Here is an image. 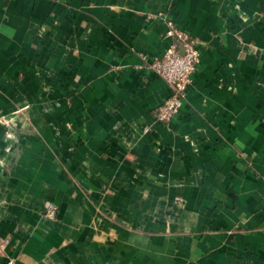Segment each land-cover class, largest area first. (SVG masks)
<instances>
[{
    "label": "crops",
    "instance_id": "1",
    "mask_svg": "<svg viewBox=\"0 0 264 264\" xmlns=\"http://www.w3.org/2000/svg\"><path fill=\"white\" fill-rule=\"evenodd\" d=\"M169 22L201 62L167 124ZM11 261L264 264V0H0Z\"/></svg>",
    "mask_w": 264,
    "mask_h": 264
},
{
    "label": "built area",
    "instance_id": "2",
    "mask_svg": "<svg viewBox=\"0 0 264 264\" xmlns=\"http://www.w3.org/2000/svg\"><path fill=\"white\" fill-rule=\"evenodd\" d=\"M167 36L175 40L162 57L144 59V68L160 76L171 89L169 98L159 107L157 119L170 124L180 113L192 77L197 72L201 55L194 41L169 22ZM48 217H56V207L49 206ZM13 264V261L10 262Z\"/></svg>",
    "mask_w": 264,
    "mask_h": 264
}]
</instances>
